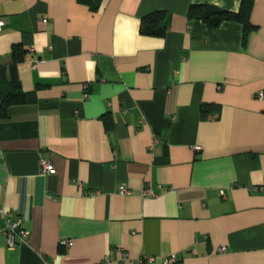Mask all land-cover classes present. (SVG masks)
Instances as JSON below:
<instances>
[{"label":"crops","instance_id":"obj_1","mask_svg":"<svg viewBox=\"0 0 264 264\" xmlns=\"http://www.w3.org/2000/svg\"><path fill=\"white\" fill-rule=\"evenodd\" d=\"M87 1L0 0V66L26 52L27 97L0 117V210L28 233L0 237V264H264L247 190L264 185V0L245 43L187 16L242 0ZM152 13L162 37L140 34Z\"/></svg>","mask_w":264,"mask_h":264},{"label":"trees","instance_id":"obj_2","mask_svg":"<svg viewBox=\"0 0 264 264\" xmlns=\"http://www.w3.org/2000/svg\"><path fill=\"white\" fill-rule=\"evenodd\" d=\"M82 3H91L87 0H78ZM252 0H242L238 13L225 12L211 6H191L187 16L189 19H197L204 22L208 27L215 28L224 21L237 22L243 27V43L248 34L253 30L250 24V13L252 10ZM166 23L161 13H152L145 16L140 25V34L144 36L162 37L164 36ZM25 51L17 46L13 47L10 54L9 64L0 66V117H8L9 110L13 106L23 105L27 102V97L20 87L16 78L15 67L23 61ZM206 117V110H203ZM207 118V117H206Z\"/></svg>","mask_w":264,"mask_h":264},{"label":"built area","instance_id":"obj_3","mask_svg":"<svg viewBox=\"0 0 264 264\" xmlns=\"http://www.w3.org/2000/svg\"><path fill=\"white\" fill-rule=\"evenodd\" d=\"M3 25H4L3 21L0 20V30L3 27ZM256 97L259 99H264V92H259L256 95ZM83 98L86 99L87 95L85 94L83 96ZM196 149L198 150V148H196ZM39 163H40V174L42 176H49V175H52L54 173L53 166L49 161L42 158L39 160ZM247 190L250 191L251 193H264V185H261L259 187H249V188H247ZM127 193L128 192L124 187H121L119 189L120 195H124ZM221 195L224 196V194H221ZM145 196H146V194H145ZM0 220L3 221V226L0 227V237L1 236L5 237L7 245L9 248H12V247L16 246L17 244L24 242V239L26 238L28 233H27V231H25L24 229L21 228L22 222L20 220H16L14 222L10 221L5 216V214L3 213L2 210H0ZM62 246L67 249L70 246V241H61L59 243V247H62ZM121 257L125 258L126 256L121 255ZM177 260H178L177 257L175 255H173V256L165 259L162 264H175V262H177ZM105 261H107V259H105ZM149 261H153V259L150 258Z\"/></svg>","mask_w":264,"mask_h":264}]
</instances>
